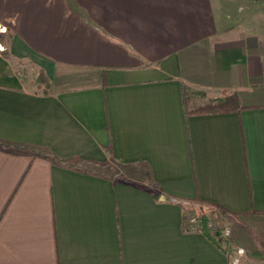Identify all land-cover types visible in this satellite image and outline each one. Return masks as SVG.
Masks as SVG:
<instances>
[{"label":"crops","instance_id":"obj_1","mask_svg":"<svg viewBox=\"0 0 264 264\" xmlns=\"http://www.w3.org/2000/svg\"><path fill=\"white\" fill-rule=\"evenodd\" d=\"M0 24V264H233L174 199L262 250L264 0H0ZM182 80L243 108L188 115Z\"/></svg>","mask_w":264,"mask_h":264},{"label":"trees","instance_id":"obj_2","mask_svg":"<svg viewBox=\"0 0 264 264\" xmlns=\"http://www.w3.org/2000/svg\"><path fill=\"white\" fill-rule=\"evenodd\" d=\"M181 90L184 108L188 115L239 111L243 108L236 92H225L221 96L214 97L184 80L181 81ZM153 193L158 200H161L163 194L160 191L155 190ZM174 201L182 206L185 221L188 216L195 214L202 223L204 234L222 250L227 249L226 240L222 234V229L225 226L223 228L217 226V223L220 222L219 218L227 213L223 206L200 200L174 199ZM215 214L218 215V218H214Z\"/></svg>","mask_w":264,"mask_h":264},{"label":"built area","instance_id":"obj_3","mask_svg":"<svg viewBox=\"0 0 264 264\" xmlns=\"http://www.w3.org/2000/svg\"><path fill=\"white\" fill-rule=\"evenodd\" d=\"M7 31V27L0 24V33H5ZM0 50L3 51L5 48L0 44ZM214 218H218V215H214ZM185 230L186 231H202V223L200 219L195 214H191L188 216L187 220L185 221ZM223 237L226 240V248L229 252L234 249L235 250V257L233 259V264H240L242 257L245 255L246 249L242 245H237L231 239V229L228 226H225L222 229Z\"/></svg>","mask_w":264,"mask_h":264},{"label":"rangeland","instance_id":"obj_4","mask_svg":"<svg viewBox=\"0 0 264 264\" xmlns=\"http://www.w3.org/2000/svg\"><path fill=\"white\" fill-rule=\"evenodd\" d=\"M6 39H7L6 36H2L0 34V42H4ZM217 226L223 228L224 223L220 221L217 223ZM231 239H232V233H231ZM234 243H236L235 240ZM242 246L245 247L246 252L245 255L242 257L240 264H264V240H262V250L260 252H257L256 254L255 252L251 251L247 246L245 245Z\"/></svg>","mask_w":264,"mask_h":264},{"label":"water","instance_id":"obj_5","mask_svg":"<svg viewBox=\"0 0 264 264\" xmlns=\"http://www.w3.org/2000/svg\"><path fill=\"white\" fill-rule=\"evenodd\" d=\"M162 199H163V200H165V199H166V197H165V196H162Z\"/></svg>","mask_w":264,"mask_h":264}]
</instances>
